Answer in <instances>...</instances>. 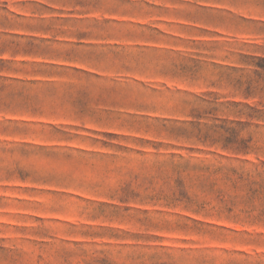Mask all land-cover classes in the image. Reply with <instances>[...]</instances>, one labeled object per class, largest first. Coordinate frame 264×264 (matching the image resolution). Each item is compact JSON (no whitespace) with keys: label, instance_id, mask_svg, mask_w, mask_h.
Listing matches in <instances>:
<instances>
[{"label":"rangeland","instance_id":"obj_1","mask_svg":"<svg viewBox=\"0 0 264 264\" xmlns=\"http://www.w3.org/2000/svg\"><path fill=\"white\" fill-rule=\"evenodd\" d=\"M0 264H264V0H0Z\"/></svg>","mask_w":264,"mask_h":264}]
</instances>
